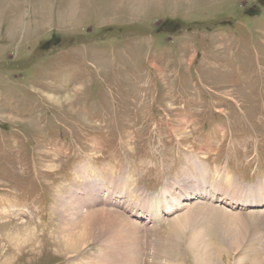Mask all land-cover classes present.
Wrapping results in <instances>:
<instances>
[{
    "label": "rangeland",
    "instance_id": "rangeland-1",
    "mask_svg": "<svg viewBox=\"0 0 264 264\" xmlns=\"http://www.w3.org/2000/svg\"><path fill=\"white\" fill-rule=\"evenodd\" d=\"M0 264H264V0H0Z\"/></svg>",
    "mask_w": 264,
    "mask_h": 264
},
{
    "label": "bare ground",
    "instance_id": "bare-ground-1",
    "mask_svg": "<svg viewBox=\"0 0 264 264\" xmlns=\"http://www.w3.org/2000/svg\"><path fill=\"white\" fill-rule=\"evenodd\" d=\"M251 205V204H249ZM118 213V212H117ZM120 214V213H118ZM183 215V214H182ZM181 216V215H180ZM186 216H188V214H184V217H181V219L185 222L186 220ZM176 219V218H175ZM180 219V218H179ZM87 220V219H86ZM178 220V219H177ZM183 223V222H182ZM186 223V222H185ZM182 225V224H181ZM87 236L86 235H81L80 233L77 235H71V236H67L63 238V245L65 247V249H68L69 251H75V249H77L80 245H82L84 243V241L86 240Z\"/></svg>",
    "mask_w": 264,
    "mask_h": 264
}]
</instances>
